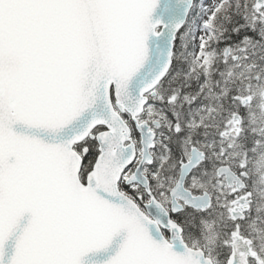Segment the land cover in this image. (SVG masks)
<instances>
[{
  "label": "snow or ice",
  "instance_id": "1",
  "mask_svg": "<svg viewBox=\"0 0 264 264\" xmlns=\"http://www.w3.org/2000/svg\"><path fill=\"white\" fill-rule=\"evenodd\" d=\"M0 264H264V0H0Z\"/></svg>",
  "mask_w": 264,
  "mask_h": 264
}]
</instances>
